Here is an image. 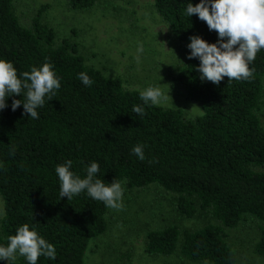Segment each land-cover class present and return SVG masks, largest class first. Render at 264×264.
Listing matches in <instances>:
<instances>
[{
	"label": "trees",
	"instance_id": "1",
	"mask_svg": "<svg viewBox=\"0 0 264 264\" xmlns=\"http://www.w3.org/2000/svg\"><path fill=\"white\" fill-rule=\"evenodd\" d=\"M104 0H67L72 12L93 10ZM127 1V0H116ZM154 10L170 38L184 51L173 81L184 98L197 104L202 115L189 118L178 108L145 105L142 91L124 86L120 77L104 74L88 64L76 41L58 42L43 21L41 7L29 26L16 14L14 0H0V59L9 60L20 73L50 62L61 77L52 101L38 109L39 118L24 115L13 100L0 111V244L24 225H34L55 246V260L41 257L38 264H85L93 241L108 230V207L86 192L59 196L57 165L73 161L72 171L86 177V167L98 162V177L114 179L130 189L159 186L173 196L177 214L186 220L207 217L203 226L177 225L146 234L144 252L171 256L198 264H237L228 244V232L247 218L260 223L255 253L264 259V50L250 65L249 80L225 77L219 85L202 81L198 59H188L190 37L216 43L198 16L188 17V3L200 0H153ZM87 73L91 87L77 78ZM144 108L139 115L133 108ZM145 145V159L132 154ZM27 264L17 256L13 262Z\"/></svg>",
	"mask_w": 264,
	"mask_h": 264
},
{
	"label": "rangeland",
	"instance_id": "2",
	"mask_svg": "<svg viewBox=\"0 0 264 264\" xmlns=\"http://www.w3.org/2000/svg\"><path fill=\"white\" fill-rule=\"evenodd\" d=\"M41 7L45 8L43 21L54 29L57 41H76L88 64L102 68L104 74L120 77L129 89L143 91L161 83L170 97L159 105L181 109L189 118L202 115L200 107L187 101L173 81L175 66L181 65L184 51L170 38L167 26L154 10L153 0H104L85 12H72L67 0H14L16 14L26 27ZM138 42L144 47L139 62ZM125 188L123 208L109 209L108 230L91 243L85 264H198L178 253L149 256L144 252L145 238L151 230L172 225L198 228L209 222L208 218H181L174 208L173 196L159 186ZM260 227L256 220L247 218L228 232L227 241L236 253L237 264H264V259L255 253Z\"/></svg>",
	"mask_w": 264,
	"mask_h": 264
},
{
	"label": "clouds",
	"instance_id": "3",
	"mask_svg": "<svg viewBox=\"0 0 264 264\" xmlns=\"http://www.w3.org/2000/svg\"><path fill=\"white\" fill-rule=\"evenodd\" d=\"M185 15L198 16L206 22L209 31L214 30L218 34L216 43L210 44L199 36H193L187 45L190 50L187 58L200 61L196 70L202 81L219 85L225 77L229 81H240L253 76L255 70L250 65L257 54L264 50V0H200L195 6L188 3ZM136 51L139 62L144 52L142 43L138 42ZM77 78L88 87L94 83L85 72L79 73ZM60 88L61 77L50 62L46 61L39 67L33 66L18 77L14 64L0 59V111L8 107L6 101L9 97L24 93L23 103L21 100L12 101V111L22 105L24 115L38 119V109L45 105L46 100L52 101ZM169 97L161 83L147 87L140 94L145 105L153 106L166 102ZM133 111L144 114V108L140 106L134 107ZM144 148L145 145L138 143L131 150L140 161L145 159ZM72 168V160H65L55 168L60 198L67 197L70 200L86 192L90 198L103 202L110 209L123 208L125 184L116 179L112 183L100 179L98 162L93 161L86 167L85 178H81ZM7 241L6 245L0 244V261L13 262L17 256H21L27 264H38L41 257L50 260L57 257L55 246L40 235L34 225L20 226L15 235L7 237Z\"/></svg>",
	"mask_w": 264,
	"mask_h": 264
}]
</instances>
